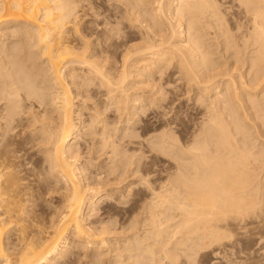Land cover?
Returning <instances> with one entry per match:
<instances>
[{
    "label": "bare ground",
    "instance_id": "1",
    "mask_svg": "<svg viewBox=\"0 0 264 264\" xmlns=\"http://www.w3.org/2000/svg\"><path fill=\"white\" fill-rule=\"evenodd\" d=\"M114 1L117 0H112L111 3ZM121 1L123 6H116L115 11L108 14L111 9L107 12L105 7L106 12L104 10L100 12L99 8L96 9L98 5L95 6L92 0H0V264H59L58 261L66 255L67 251L77 246L83 250L94 247V251H100V258L105 259L108 264L118 262L119 264H135L136 262L138 264H196L197 258L206 256L210 249L215 251L223 247L226 242L237 243L239 238L242 239L241 237L250 241V234L264 231V176L262 173L260 176V170L259 175L256 174L258 168L264 169V134L261 135L258 128L256 129L254 141L257 144L249 143L253 141V138L251 137L252 140L248 141L246 139L249 138L248 133L246 138L241 136V140L234 138L236 134L243 135L245 128L242 125L245 121L248 123L251 121L247 117L249 116L247 110L251 108L255 110L262 105L258 102L259 97L258 100L256 99L257 102L248 99L251 105L248 107L246 106L248 100L244 98L250 91L251 93L264 92V0H237L240 7H243L244 14H241L247 18L248 26L245 27L246 35L241 32L242 43H237L238 40H236V44L235 42L233 44L230 37L225 36L227 31H223L221 35L225 37L223 43L213 41L216 43H212L216 49L211 48L218 50L216 54L222 51L223 54L221 53L220 56L228 59L225 63L223 62L225 65L227 61L230 62L229 58L233 59L232 57H235L233 55L241 53L235 57L233 65L225 68L224 64L222 67L221 62L214 59V49L209 48L212 44L209 42L207 45L208 39L204 38L208 34L205 31L207 36H204L203 32V29L208 27L206 25L210 27L219 20L220 25L224 26L221 24L223 18L222 12L219 11L221 10L219 0ZM105 13L108 15L101 18ZM89 17L98 19V21L95 20L97 21L95 27L91 21L89 23ZM202 24L206 27L202 28ZM8 26L14 27L10 34L3 31ZM200 28L204 34L199 31ZM9 37L14 39L7 43L5 39ZM111 46L114 48L113 51L109 50V48L112 49ZM239 46L240 48L236 49ZM247 49H249V57L246 54ZM20 53L25 70L30 68L29 64L34 65L35 59H38V63L40 61L43 75L47 76L44 80L47 84L41 83L42 77V81L37 80V82L45 85L39 87L40 84H36L34 77L32 78L27 70L23 78L19 77L18 73L22 69L18 64ZM245 54L247 57L243 58ZM238 63L240 66H237ZM173 71L184 80L187 87L193 86L198 89L197 95L206 97L215 89L210 87L212 84L215 85L214 83L218 82L217 86H219L220 82L225 81L221 90L217 88L220 92L216 90L217 94L215 93L212 99L203 101L205 113L202 115L205 118L202 124L206 127L202 129L209 133L204 132L205 136L201 137L202 139L196 137L198 140L193 141V139L190 145L184 141L182 143L179 139L178 141L182 144L176 143L177 147L169 137L165 136L166 134L157 136L156 146L150 148L170 152L174 146L176 156L173 150L171 152L175 160L181 161L177 160L174 173L171 169L172 173L167 170L170 174L167 173L165 184L162 186L159 184L164 188L163 191H160L162 188L158 187L160 190L156 189L157 191L154 192L153 186L147 184L151 187L150 197L152 195L154 197H151L153 200L148 198L151 201L146 198L147 202L139 205L141 207L138 206V209L142 211L141 214L145 216L138 212L140 217L136 212L137 209L134 210L136 214L132 213L133 208L130 207L129 214L132 217L128 214L131 218L127 222L130 221L128 229L129 224L126 223L127 226L122 227L124 230L120 229L121 231L118 232L117 230L112 232L106 225L101 229L91 226L86 223L85 209L94 203L97 197L105 196L106 192L110 194L113 189L99 187L100 182V184L94 183L96 184V187L93 185L94 188L89 181L91 186L86 182L87 178L84 174L86 169H84L85 166L82 168L77 164L79 148L76 150L73 147L74 143L79 142L80 146L89 148L90 152L96 154L92 159L97 161L102 154L100 152L105 149L107 151V148H111L109 152L114 155V158L122 157V152H116L118 145L115 142L116 139L112 138L114 132H110V123L108 124L106 118L108 116H104V111L108 112L111 108L117 114L115 116L118 117L116 118L119 123L120 121L125 123L130 120L136 121L139 118L137 119L135 115H139L140 120H145V125L143 123V127L139 129L144 133L149 131L146 124L151 115L157 122L156 125L163 124L165 116H160L159 110L161 103L165 101L163 96L167 95V93L162 94L163 90L165 87L168 88L169 84L165 73L169 77ZM236 71H238L237 79L234 77ZM164 77L165 82H163ZM246 77H248L247 80ZM175 81H178L177 78ZM44 89L47 90L46 93ZM100 93L103 94L101 98H104L103 103L100 100L102 105L97 98L101 95ZM25 100L30 105L38 103L44 108L43 113L39 111L41 115L34 113L30 115L31 120L29 119L32 127L30 133L40 136L43 143L41 146H44L42 151L40 150V156L43 157V160H40L43 161L44 167L38 164L37 168L36 166L34 168L38 172L40 169L44 175L42 186L46 188L45 193L48 195L44 196L48 198L51 193H57L56 197H60L59 202L56 200L58 203H52L53 200L49 198L48 201L46 198L48 213L44 214V217H41L38 206L32 198L33 194L29 191L31 187L29 188L27 185L29 182H26L29 177L23 178L20 175L21 167L25 166L21 163V156L12 146L14 143H10L12 132L17 129L14 121H20L18 108L22 103L19 104V102H25ZM188 100L190 101V98ZM76 101L81 103L78 110L74 108ZM36 105L34 104V107ZM27 108L33 109L30 106ZM261 108L259 106L260 113L264 109ZM84 111L88 115L86 124L82 117ZM47 112L51 114L47 115ZM260 124L264 125V120ZM129 125H135V123L129 122ZM199 128L198 131L201 130ZM144 133L140 135L138 132L139 135L136 138ZM146 137L144 139L148 140L149 137ZM122 138L121 140H124ZM125 139L128 138L125 137ZM211 144L212 148H209ZM189 153L191 156H187ZM105 155L108 156L107 153ZM108 157L110 158V155ZM121 163L114 162L107 166L108 169L105 167L107 173L103 175L104 180H101L106 185L110 186V183L117 185L122 181L123 177L122 179L116 177L112 181L109 178L113 175L111 174L113 171H117ZM123 166L122 170H124ZM119 169L121 170L120 167ZM119 172H113L114 176ZM39 182L41 183V180ZM128 201L127 204L130 205ZM125 204L126 201L124 206ZM161 217L164 218V222L160 221ZM114 232L117 236L114 239L119 244L116 248H113L114 239L111 240ZM117 238H119L118 241ZM242 240L246 241V239ZM247 241L244 245L248 243ZM233 243L230 245L232 246ZM240 252L238 251L242 255V251ZM233 255L231 254V257ZM241 255L235 256L239 264L244 263L243 259H245L241 258ZM248 256H251L250 253ZM236 258H234L235 261ZM261 262L264 263V258L260 259ZM260 263L250 261L245 264ZM234 264L237 263L234 262Z\"/></svg>",
    "mask_w": 264,
    "mask_h": 264
},
{
    "label": "rangeland",
    "instance_id": "2",
    "mask_svg": "<svg viewBox=\"0 0 264 264\" xmlns=\"http://www.w3.org/2000/svg\"><path fill=\"white\" fill-rule=\"evenodd\" d=\"M92 1H94V5L96 6V5H98V6H96V9L97 8H99L98 9V11H100L101 12V10H102V12H104L105 10V7L107 8V12H108V10H110L109 12H108V14L109 13H111V12H114L115 10V7L116 6H121L122 5V1L121 0H117V1H114V2H112L111 3V1L112 0H92ZM98 1V2H97ZM109 1H110V3H109ZM125 1V0H124ZM127 1H129V0H127ZM127 1H125V2H127ZM96 2V3H95ZM122 2V3H121ZM238 1L237 0H219L218 1V3L220 4V9L221 10H219V11H221L222 12V14H221V16H222V18L223 19H221L222 20V22L223 23H221V24H223L224 26H222V25H220V20H219V22H214L210 27H209V25H206L205 23V25L206 26H208L207 28H204V27H206L205 25L203 26V24L201 25V27L202 28H204L203 29V32L205 33V31L207 32V34H208V36H207V34L205 33H203L201 30H202V28H200V30L199 31H201V33L202 34H204V36H207V37H204L205 38V40H207L206 42H207V45L209 44V42H211V44L212 43H214V44H216V43H218V41H219V43H223L224 41V39H225V37H224V35L223 36H221L222 34H223V31L225 32V31H227V34L225 33V36L226 37H230L229 39L231 40V42L234 44V42H235V44H236V40H238V42L237 43H242L243 41L242 40H240V39H242L241 38V35L243 34V35H246V31H247V18H245L244 16L245 15H243L244 13L242 12V10H243V7L241 8L240 7V5H239V3H237ZM105 6H104V5ZM111 4H112V6H111ZM120 4V5H119ZM224 6H223V5ZM237 4V5H236ZM111 7H110V6ZM109 6V7H108ZM123 6V5H122ZM227 7V8H226ZM233 7V8H232ZM229 8H231V9H229ZM241 8V9H240ZM226 9H228V10H226ZM237 9V10H236ZM104 10V11H103ZM239 10V11H238ZM105 11V12H106ZM226 11V12H225ZM235 11V12H234ZM234 13V14H233ZM238 13V14H237ZM241 13H243V14H241ZM108 14H103L102 15V17L101 18H104V17H106ZM229 16H228V15ZM106 15V16H105ZM226 15V16H225ZM104 16V17H103ZM233 16V17H232ZM243 17H244V19H243ZM90 18V20H89V23H90V21H91V24L92 25H94V27H95V23L98 21V19H93V18H91V17H89ZM243 19V20H242ZM246 19V20H245ZM95 20H97V21H95ZM103 20V19H102ZM94 21V22H93ZM106 21V20H105ZM224 21H226V22H224ZM236 21V22H235ZM246 21V22H245ZM85 22V21H84ZM229 22V23H228ZM242 22V23H241ZM212 23V21L210 22V24ZM226 23V24H225ZM246 23V24H245ZM245 24V25H244ZM102 25V24H101ZM112 25H113V23H112ZM112 25H109V26H112ZM227 25V26H226ZM243 25V26H242ZM113 26H116V25H113ZM228 28V30H227V28ZM238 27V28H237ZM246 27V28H245ZM6 28V29H5ZM4 29H3V31H5L4 33H11L12 32V30H13V28L14 27H5ZM219 28V29H218ZM240 28V29H239ZM242 28V29H241ZM244 28V29H243ZM210 29V30H209ZM230 29V30H229ZM238 30V31H237ZM241 30V31H240ZM243 30V31H242ZM221 31H222V33H221ZM229 31V32H228ZM234 31V32H233ZM236 31V32H235ZM240 31V32H239ZM245 31V33H243ZM221 34H220V33ZM241 32H242V34H241ZM9 33V34H10ZM217 34H219V35H217ZM218 36H221V37H218ZM232 36V37H231ZM234 36V37H233ZM212 37V38H211ZM214 37V38H213ZM224 37V38H223ZM240 37V38H239ZM11 38V39H10ZM211 38V39H210ZM223 38V39H222ZM235 40H234V39ZM238 38V39H237ZM14 38H12V37H9V38H6L5 39V41L8 43V42H10V40H13ZM221 40V42H220V40ZM213 41H215V42H213ZM223 41V42H222ZM241 41V42H240ZM214 44H212L209 48H211V47H214L215 49H216V46L214 45ZM112 47V46H111ZM214 48H211V50H213ZM238 48H240V46L239 47H237L236 49H238ZM215 49L213 50L214 52V54H215V56H214V54L212 55V56H214L213 58L214 59H216V61L217 60H219V62H221V65H222V67H223V64L226 62V60H228V59H225V58H223L222 56H220L221 55V53L223 54V52L222 51H220V52H217V54H216V51H218V50H216L215 51ZM218 49H221V48H218ZM109 50H111V51H113L114 50V48L112 47V49L111 48H109ZM247 51V55H248V57H249V53H248V51H249V49H247L246 50ZM240 55H241V53H239ZM239 54L237 55H233V56H239ZM244 55L243 56V58H246L247 57V55ZM216 56H218V57H216ZM18 57H20L19 58V62H18V64L20 65V67L22 68L21 69V71H19V73H18V75H19V77L20 78H23L24 77V73H25V71L27 70V72H28V74L36 81V84H40L39 85V87L40 86H44L45 84H47V82L45 83L44 82V80L47 78V76L45 75H43L44 74V72L41 70V64H40V61H39V63H38V59H35L34 60V65H30L29 64V66H30V68L32 69H26L25 70V68H24V63H23V60H21V53H20V55L18 56ZM232 57V56H231ZM235 57H232L233 59H231V58H229V61L230 62H228L227 61V63H226V65L224 64V68L226 67V66H231V65H233V61L235 62ZM221 58V59H220ZM225 59V60H224ZM231 59V60H230ZM222 60V61H221ZM248 60H249V58H248ZM224 62V63H223ZM249 62V61H248ZM230 63V64H229ZM40 64V65H39ZM229 64V65H228ZM37 66V67H36ZM237 66H240V64L238 63L237 64ZM41 67V68H40ZM245 67H246V65L243 67V70L245 69ZM39 68V69H38ZM241 68V67H240ZM24 70V71H23ZM28 70H30L31 72H29ZM38 70H39V72H38ZM32 71L34 72V73H32ZM36 71V72H35ZM174 71H176V70H174ZM173 71V72H174ZM37 72L39 73V74H37ZM173 72L171 73V75H169V77L167 76V73H165L166 74V76L165 77H167V79L169 80V84L167 85L168 86V88H166L165 87V89L163 90V92L164 93H162L163 95L165 94L166 95V93H167V97L166 96H163V97H165L163 100H165L166 101V103H165V101L163 102V103H161L162 104V106H161V109L159 110V115L160 116H162V117H164L163 119H165L164 121L165 122H163V124H162V126H161V124H157L156 125V123L157 122H155L154 121V118H152V115L151 116H149L150 118H149V120L147 121V126H146V128H148L149 129V131H145V133L144 132H141L140 130V128H142L143 127V123H144V125H145V120L144 121H142L143 119H141L140 120V117H138L137 115H135L136 117H137V119L138 120H136V121H134V120H130L129 122H130V124H134L135 123V125H129V122L128 123H125L124 121H120V123L118 122V117L117 116H115V115H117L115 112H113V110L110 108V109H108L109 111L107 112L106 110L104 111V116H108V117H106L107 118V121H108V124L110 123V127H109V129L111 130L110 132L112 133V132H114V133H112L113 134V140H115V142H116V144L118 145V149H119V151H118V149L116 150V152H122L121 154H122V157H118V158H114L113 156L114 155H112V154H110L111 152H109V150H111V148L109 149V148H107V151H106V149L105 150H103V151H101L100 153H102L101 154V156H100V158H97L98 159V161L96 160V159H92V158H94L95 156H96V154L95 153H93V152H90V149L89 148H87L86 149V147L84 146V145H82V146H80V144H78L79 142H76V140L74 141V142H76V143H74V145H73V147L74 148H76V150L78 149L79 151H78V153H79V155L77 156V159H78V161H77V164L78 165H80L79 167H82V168H84V166H85V168L84 169H86V170H84V174L86 175V182L88 183V184H92V186L94 185H96V184H94V183H97V184H100V186L99 187H102V188H106V187H108L109 189L110 188H112L113 190H112V193L110 192V194H108L107 192L105 193V196L103 195L102 197L100 196V197H97L98 199H96L95 200V202L94 203H92L91 205H87L88 207H90V208H86L85 209V219H86V223H88V224H90L91 226H93V227H95V228H97V229H101V227L103 228V226L104 225H106L109 229H111L112 230V232H113V230H117V232L120 230V229H122V230H124V228H122V227H124V225L125 226H127L126 224H129L128 226H127V229H128V227L130 226V221H129V223H127L128 222V220H130L131 218H129V216H131L129 213L131 212L130 210H131V208H133L132 209V213L134 212V210H136V212H137V214L140 216V214H141V210H140V208L138 209V206L139 205H143L144 204V202L146 203L147 202V200H148V198L150 197V194H152V193H150L151 192V187L153 186V188H152V191H154V192H156L157 190L159 191L160 190V188L158 189V187H161L163 184H165V181L167 180V173H168V175L170 174V173H172V171H173V173L175 172L174 170H175V166L177 165V160H175V158H174V156H176L175 155V152L176 151H174L173 150V147L174 146H178L179 144L181 145L183 142L182 141H184V142H187V145H190L191 143H193V141H195V140H198V139H200L201 137H204L205 136V134H204V132L205 131H203V129H205V125H203L202 123H203V119L205 118L202 114H204L205 113V109H204V106H202L203 104H205L204 102H206V100H208V99H210L211 97L213 98L214 96H215V93L217 94V88L219 89V90H221V87H223V85H224V82L222 83V82H220V84H219V86H217L218 85V82L217 83H214L215 85H213L212 84V86H210V87H214L215 89H213L212 91H211V94H209V96L208 97H206V96H203V95H197V92H198V94H199V91H197L198 89H196V88H194L193 86H189V87H187L186 86V84H185V82H184V80L183 79H181L180 78V76L178 77V74H176V72H174V75H173ZM31 73V74H30ZM237 73H238V71H236V73L234 72V77L237 79ZM41 74V75H40ZM38 75H40V76H38ZM173 75V76H172ZM36 76H37V78H36ZM39 77H41V79L39 80ZM42 77H43V81H42ZM164 77V80H163V82H165L166 81V78ZM177 78V80L179 81H175L176 80V78ZM170 78V79H169ZM181 79V80H180ZM202 79V78H201ZM248 79V77H246V80ZM37 80L38 81H42L41 83H45V84H41V83H39V82H37ZM167 80V81H168ZM171 80V81H170ZM182 81V82H181ZM172 82V83H171ZM174 82V83H173ZM174 84V85H173ZM223 84V85H222ZM176 85H178V86H180V87H178V86H176ZM166 86V85H165ZM170 86V87H169ZM217 86V87H216ZM178 87V88H177ZM181 91H180V90ZM194 91H193V90ZM196 89V90H195ZM188 90H189V92H188ZM217 90V91H216ZM44 92L46 93L47 92V90L46 89H44ZM213 92V93H212ZM218 92H220V91H218ZM191 93V94H190ZM194 93V94H193ZM262 93H264V92H257V93H251V91H250V93L249 94H245L246 96H245V98L244 99H246V100H248V99H251V100H258V98H259V103H261L262 105H259V106H261L262 108H264V95H262ZM101 95H99L97 98H99V101L101 100L102 101V103H103V101H104V98L102 97L101 98V96H103V94L102 93H100ZM214 94V95H213ZM191 95V96H190ZM196 95V96H195ZM250 95V96H249ZM176 96V97H175ZM185 96V97H184ZM190 96V97H189ZM199 97V99H198V97ZM201 96H203L202 97V99H200L201 98ZM252 96H253V99H252ZM256 96V97H255ZM190 98V101L188 100L189 98ZM251 97V98H250ZM255 97V98H254ZM211 98V99H212ZM98 100V99H97ZM198 100H199V102H198ZM257 100H256V102H257ZM24 101V100H23ZM19 102V104H21L20 106H19V108H18V117L20 118V121H14V126L17 128V129H15L13 132L14 133H16V134H14L13 132H12V136H11V142L10 143H14L12 146L15 148V149H17L18 150V152H19V155L21 156V163H23L22 165H25V166H22L21 167V171H22V173L20 172V175H21V177H23V178H28L29 180H27L26 179V182L28 183L29 182V184H27L28 185V187L30 188L31 187V189H33L32 191H31V189L29 190L32 194H33V199L35 200V202H36V205L38 206V210L40 211L39 213H40V215H41V217H44V214H46V213H48L47 212V210H48V202H47V200L49 201L50 199H51V201L53 200V202L52 203H58L59 202V200H60V197H56V194L57 193H51L50 195H49V197L47 198V197H45V196H48V195H46V193L45 192H47V190H46V188L45 187H43L42 186V183H43V177H44V175H43V173H41L40 172V169H38L39 170V172L34 168L36 165H38V166H43L44 167V163H42L43 161H41V160H43V157L42 156H40L41 154H40V150L42 149V148H44V146H41L43 143H41L42 141H41V138H40V136H35V135H33V134H31L30 133V131H31V126H30V115H32V114H36V115H39V113H40V115L43 113V110H44V108H42L38 103H34L35 105L36 104H38V106H40V107H38L37 105L34 107V104L33 105H30V103L28 102V101H26L25 100V102ZM101 101H100V105H102L101 104ZM203 102V103H200V102ZM196 102H198V103H196ZM249 104H248V103ZM79 103V104H78ZM246 103H247V105L246 106H250L251 107V105H250V102H249V100L248 101H246ZM29 104V105H28ZM78 104V105H77ZM168 104V105H167ZM179 104V105H178ZM28 105V106H27ZM75 109L76 110H78L77 108H78V106H80L81 105V103L80 102H75ZM200 105V106H199ZM33 107V109H30V108H27V107ZM248 106V107H249ZM259 106L258 107H256L255 108V110H254V108L252 109H248L247 110V115H249V116H247V117H249L250 119H251V121H250V123H248L247 121H245V123H244V125H242V127L244 126V130H245V132H243L244 134V136L243 135H241V134H236V135H234V138H238V139H240V137L241 138H246V134H247V137H249V138H246V139H248V141L249 140H252V138H253V141H249V143H256L257 144V142H255L254 141V136H255V133H256V129L258 128V132L262 135V134H264V132H262L261 133V131H264V125H261L260 123H261V121L262 120H264V119H262V117H264V116H262V115H264V113H262V112H264V109H262L261 111V113H260V110H259ZM168 107V108H167ZM22 108V109H21ZM38 108V110H36ZM40 108V109H39ZM24 109H25V111H24ZM42 109V110H41ZM168 109V110H167ZM199 109V110H198ZM257 109V110H256ZM29 110V111H28ZM167 110V111H166ZM251 110H253L252 112H251ZM33 111V113H31V112ZM37 113H36V112ZM39 111H41V112H39ZM47 111L49 112V109H47ZM163 111V112H162ZM204 111V112H203ZM249 111H250V114H249ZM256 111V112H255ZM23 112V113H22ZM46 113L47 115H50L51 113ZM160 112H161V114H160ZM165 112V113H164ZM203 112V113H202ZM24 113H26V114H24ZM167 113V114H166ZM170 113V114H169ZM252 113V114H251ZM258 114V115H256V114ZM114 114V115H113ZM137 114H139V113H137ZM166 114V115H165ZM200 115V116H199ZM202 115V116H201ZM255 115V116H254ZM261 115V116H260ZM21 116V117H20ZM166 116H167V118H166ZM259 116H260V118H261V121L259 122V120H260V118H259ZM26 117H28V118H26ZM83 121L85 122V124L87 123V118H88V115L86 114V111H84V114H83ZM117 117V118H116ZM255 117V118H254ZM23 118V119H22ZM116 118V119H115ZM142 118V117H141ZM199 118V119H198ZM30 119V120H29ZM29 120V121H28ZM114 120V121H113ZM167 120H169V121H167ZM256 120V121H255ZM134 121V122H133ZM169 122L168 124H169V126H167L168 124H167V122ZM177 121V123H175ZM24 122V124H22ZM115 122V123H114ZM118 122V123H117ZM137 122V123H136ZM140 122V123H139ZM141 122H142V124H141ZM148 122H150L149 124H148ZM172 122V123H171ZM27 123H28V125H27ZM30 123V124H29ZM122 123V124H121ZM198 123V124H197ZM252 123V124H251ZM256 123V124H255ZM17 124V125H16ZM116 124V125H115ZM118 124V125H117ZM153 124H154V126H153ZM164 124H166V128L164 127ZM251 124V125H250ZM254 124V125H253ZM38 125V124H37ZM127 125V126H126ZM175 125V126H174ZM135 126V127H134ZM138 126V127H137ZM156 126V127H155ZM245 126H247V127H245ZM258 126V127H257ZM22 127V128H21ZM27 127V128H26ZM115 127L117 128V129H115ZM120 127V128H119ZM151 127V128H150ZM199 127H201V128H199ZM202 127H203V129H202ZM252 127H254V129L252 128ZM256 127V128H255ZM113 129V131H112V129ZM136 128L138 129V130H136ZM161 128V129H160ZM198 128L199 129H201V130H199L198 131ZM247 128V129H246ZM121 129V130H120ZM140 129V130H139ZM165 129H166V131H165ZM172 129V130H171ZM125 130H127V131H125ZM146 130V129H145ZM154 130V131H153ZM162 130V131H161ZM171 130V131H170ZM207 130V129H206ZM249 130H250V132H249ZM20 131V132H19ZM117 131V132H116ZM132 131V132H131ZM135 131H138L139 132V134L141 135L142 133H144L142 136H139V137H137L136 138V136H138L139 134H138V132L137 133H135ZM202 131V132H201ZM141 132V133H140ZM147 132H149V133H147ZM161 132V133H160ZM173 132H174V134H173ZM110 133V134H111ZM123 133H124V135H123ZM131 133V134H130ZM134 133V134H133ZM153 133H157V134H153ZM159 133V134H158ZM205 133H209L208 131H206ZM116 134V135H115ZM129 134V135H128ZM137 134V135H136ZM147 134H149V135H147ZM153 134V135H152ZM162 134H166L165 136L166 137H169V139H170V141L172 142V143H174V146L172 147V150H173V152H174V156H173V152H161V151H158V150H154V149H152V148H150L151 146H156V144H155V140H157L156 138H158L157 136H161ZM171 136H170V135ZM177 134V135H176ZM203 134V135H202ZM14 135H16V136H14ZM18 135V136H17ZM127 135V136H126ZM132 136V139H131V136ZM135 135V136H134ZM145 135V136H144ZM146 135H147V137H149L148 138V140L147 139H144L145 137H146ZM180 135V136H179ZM194 135V136H193ZM197 135V136H196ZM200 137H199V136ZM208 135V134H207ZM249 135V136H248ZM251 135V136H250ZM29 136V137H28ZM116 136V137H115ZM121 136H123V138H124V140H121ZM239 136V137H238ZM38 137V138H37ZM121 137V138H120ZM125 137L126 138H128V139H125ZM133 137H135V138H133ZM146 137V138H147ZM173 137H176V138H173ZM193 137V138H192ZM196 137H198V139H196ZM252 137V138H251ZM31 138V139H30ZM40 138V139H39ZM122 138V139H123ZM151 138V139H150ZM153 138H155V139H153ZM173 138V139H172ZM236 138V139H237ZM131 139V140H130ZM134 139H136V140H134ZM141 139V140H140ZM172 139V140H171ZM179 139H181V142H179L180 140ZM194 139V140H193ZM202 139V138H201ZM27 140V141H26ZM119 140V141H118ZM134 140V141H133ZM138 140V141H137ZM177 140V141H176ZM179 140V141H178ZM190 142H189V141ZM193 140V141H192ZM241 140V139H240ZM258 140H260L259 138H258ZM129 141V142H128ZM132 141V142H131ZM136 141V142H135ZM154 141V142H153ZM175 141V142H174ZM151 142H153V143H151ZM40 143V144H39ZM124 143V144H123ZM133 143V144H132ZM150 143H151V145H150ZM178 145H177V144ZM77 144V145H76ZM120 144V145H119ZM127 144V145H126ZM153 144V145H152ZM176 144V145H175ZM39 145H40V147H39ZM131 145V146H130ZM184 145H186V143L184 144ZM120 146V147H119ZM124 148V149H122V147ZM128 146V147H127ZM140 146V147H139ZM33 147V148H32ZM36 147V148H35ZM85 147V148H84ZM176 147H174V148H176ZM120 148H121V151H120ZM140 148V149H139ZM209 148H212V144L211 145H209ZM80 150L82 151L81 153H80ZM123 150H126L125 152H123ZM138 150V151H137ZM42 151V150H41ZM106 151V152H105ZM130 151V152H129ZM109 152V153H108ZM130 154H129V153ZM88 153V154H87ZM93 153V154H92ZM105 153H107L108 154V156L110 155V158L107 156V155H105L104 156V154ZM98 154V153H97ZM127 154V155H126ZM149 154V155H148ZM91 155V156H90ZM95 155V156H94ZM112 155V156H111ZM132 155V156H131ZM171 155L173 156V157H171ZM94 156V157H93ZM107 156V157H106ZM118 156V155H117ZM129 158V159H127V157ZM131 156V157H130ZM187 156H191V154L189 153V155L187 154ZM41 157V158H40ZM102 157V158H101ZM105 159H104V158ZM116 157V156H115ZM171 157V158H170ZM108 158V159H107ZM111 158H114V159H111ZM120 158H121V161H119L120 160ZM125 158H126V160H125ZM166 158V159H165ZM41 159V160H40ZM109 159H111V160H109ZM170 159V160H169ZM25 160V161H24ZM106 160V161H105ZM116 160H118V161H116ZM122 160L125 162H122ZM130 160V161H129ZM138 160V161H137ZM143 162H142V161ZM167 160H168V162H167ZM174 160V161H173ZM24 161V162H23ZM97 161V162H96ZM173 163L172 165H171V163ZM178 161H181V160H178ZM40 162L42 163V164H40ZM107 162V163H106ZM117 163V162H119V163H121V165L124 167L123 169L124 170H122V166L120 165L119 167L121 168V170L124 172H122L120 169H119V167H118V169H117V171L119 172H121L122 174H120V172L118 173V175L117 174H115L116 176H114V173H117V171H113L111 174H113V175H110L109 176V178L111 179V181L112 180H114L116 177H118V178H121L122 179V177H123V179H122V181L121 182H119V183H121L120 185H119V183H117V185L114 183V185H112V183H110V186L109 185H106V183H104V181H102V180H104V177H103V175L105 176L106 175V173H107V169H108V167L107 166H109V165H112L113 163ZM130 162V163H129ZM141 162V163H140ZM110 163V164H109ZM128 163V164H127ZM133 163V164H132ZM144 163V164H143ZM89 164V165H88ZM105 164H108V165H105ZM132 164V165H131ZM140 164V165H139ZM167 164H168V166H167ZM175 164V165H174ZM138 165V167H140V168H138V167H136ZM164 165V166H163ZM129 168H128V167ZM135 168H134V167ZM30 167V168H29ZM107 169H106V168ZM127 167V168H126ZM130 167H131V169H130ZM167 167H169L168 169H167ZM23 168V169H22ZM25 168V169H24ZM36 168H37V166H36ZM137 168V169H136ZM155 169V170H154ZM170 169L172 170V171H170ZM34 172H33V171ZM128 170V171H127ZM166 170V171H165ZM167 170L170 172H167ZM259 170H260V176H261V173H262V176H264V169H262L261 170V168H258L256 171V174H258L259 175ZM149 171V172H148ZM33 172V173H32ZM127 172L130 174L131 172V174H132V176H131V174L129 175V174H127ZM136 172V174H134ZM139 172V173H138ZM161 172V173H160ZM163 172V173H162ZM25 173V174H24ZM100 173V174H99ZM139 175H138V174ZM154 173V174H153ZM32 174H33V176H32ZM38 174V175H37ZM124 174H126L125 176H124ZM166 174V175H165ZM42 175V176H41ZM99 175V176H98ZM136 175V176H135ZM141 175V176H140ZM151 175V176H150ZM25 176V177H24ZM27 176V177H26ZM95 176H97V177H95ZM102 178H101V177ZM112 176H114V177H112ZM121 176V177H120ZM148 176V177H147ZM162 176V177H161ZM37 177L39 178V179H37ZM130 177H132V178H130ZM145 177V178H144ZM169 177V176H168ZM90 178V179H89ZM142 178V179H141ZM35 179V180H34ZM97 179V180H96ZM102 179V180H101ZM145 179V180H144ZM41 180V183L39 182V181ZM165 180V181H164ZM90 183H89V182ZM102 181V182H101ZM145 181V182H144ZM161 181H162V183H161ZM93 182V183H92ZM100 182V183H99ZM103 183V184H102ZM124 183V184H123ZM141 183V184H140ZM146 183V184H145ZM151 183V184H150ZM31 184V185H30ZM33 184V185H32ZM38 186H37V185ZM41 184V185H40ZM91 184H90V186H91ZM104 184H105V186H104ZM147 184H149L151 187H149ZM161 186H160V185ZM30 185V186H29ZM112 185V186H111ZM127 185H129V186H127ZM132 185V186H131ZM40 186V187H39ZM41 186H42V188H41ZM93 186V187H94ZM117 186H119L118 188H116ZM142 186V187H141ZM148 186V187H147ZM96 187V186H95ZM94 187V188H95ZM115 187V188H114ZM138 187V188H137ZM98 188V187H97ZM102 188H100V189H102ZM149 190H148V189ZM162 189L160 190V191H163L164 190V188L163 187H161ZM109 189H106V190H109ZM147 189V190H146ZM157 189V190H156ZM43 190V191H42ZM105 190V189H104ZM128 190H130L129 192H128ZM156 190V191H155ZM44 192V193H43ZM138 192V193H137ZM148 192H149V194H148ZM153 192V193H154ZM43 194V195H40V194ZM52 194H53V196H54V194H55V196L53 197L52 196ZM107 194V195H106ZM114 194V195H113ZM121 194V195H120ZM45 195V196H44ZM123 195V196H122ZM128 195H130V196H128ZM40 196V197H39ZM59 196V195H58ZM113 196V197H112ZM125 196V197H124ZM128 196V197H127ZM137 196H138V200H139V198H140V200L138 201L137 200ZM53 197V198H52ZM135 197V198H134ZM144 197V198H143ZM151 197H154V195H152ZM149 198V199H151V200H153L152 198ZM43 198V199H42ZM46 198H47V200H46ZM50 198V199H49ZM100 198V199H99ZM109 198V199H108ZM110 198H111V200H110ZM133 198H134V200H133ZM146 198H147V200H146ZM130 200L131 199V201L133 200L134 202H135V204L137 203V201H138V205L136 204H133L132 205V203H134L133 201L131 202V201H128V200ZM146 201H145V200ZM37 200V201H36ZM45 200V201H44ZM56 200H58V202L56 201ZM119 200V201H118ZM121 200V201H120ZM122 200H123V202H122ZM137 200V201H136ZM142 200V201H141ZM151 200H148V201H151ZM98 201V202H97ZM125 201H126V204H125V206H124V203H125ZM127 201L128 202H130V205H128L127 204ZM118 202V203H117ZM45 203V204H44ZM141 203V204H140ZM143 203V204H142ZM47 204V205H46ZM40 205V206H39ZM94 205V206H93ZM120 205V206H119ZM122 205V206H121ZM129 206V208L127 209V207ZM134 206V207H133ZM137 208H136V207ZM126 207V208H125ZM131 207V208H130ZM139 207H141V206H139ZM40 208V209H39ZM95 208V209H94ZM130 209V210H129ZM88 210V211H87ZM99 210V211H98ZM139 210V211H138ZM44 211V212H43ZM43 212V213H42ZM136 212H134L135 214H136ZM138 212H140V214L138 213ZM39 213L37 212V214L39 215ZM94 213V214H93ZM131 213V214H132ZM93 214V215H92ZM128 214H129V216H128ZM143 214V213H142ZM141 214V215H142ZM39 215V216H40ZM144 215V214H143ZM142 215V216H143ZM145 216V215H144ZM40 217V218H41ZM87 217V218H86ZM90 217V218H89ZM101 217V218H100ZM117 217V218H116ZM132 217V216H131ZM141 217V216H140ZM110 218V219H109ZM127 218H129V219H127ZM161 220V222H164V218H160ZM163 219V220H162ZM110 220V221H109ZM116 221V222H115ZM109 222V223H108ZM117 223V224H116ZM126 223V224H125ZM100 224H102V225H100ZM98 225V226H97ZM110 226V227H109ZM112 226V227H111ZM98 227H100V228H98ZM114 227H115V229H114ZM121 227V228H120ZM125 230H126V227H125ZM121 231V230H120ZM120 233V232H119ZM119 233H118V236H119ZM114 234V236L112 235L111 236V240H113L114 238H116L117 236L115 235V232L113 233ZM238 237H241V236H238ZM242 239H246V241H247V238H243V237H241ZM249 238H250V241L248 240L247 242V244H245L246 246H247V248H248V250H250V251H248V250H246L247 248H246V246L244 245V243H246V241L244 242V240H242V239H238V238H236V239H238V241H239V243H238V241H237V243H235V241H232V242H226L227 243V245H226V243H225V245L223 246V247H220L219 249H217V250H215V251H213V249H210L209 251L210 252H208L207 254H206V256H204V257H202L201 259H200V257H198L197 258V262H196V264L198 263V264H234V262L235 263H237V264H239L237 261H238V259L235 257L236 255H241V254H239L238 253V251L240 252V251H242V255L240 256L241 258H245V259H243L244 260V263H242V264H245L246 262L248 263V262H250V261H256V262H259L260 263V259H262V258H264V256H262V255H264V254H262V253H264V231H256V232H254V233H252V234H250L249 235ZM118 239L119 238H117V241H118ZM243 241V242H242ZM113 242H115L114 243V245H113V248H116V247H118L119 246V244L115 241V239L113 240ZM234 242V243H233ZM120 243H122V242H120ZM233 243V248H232V246L230 245V244H232ZM242 243V244H241ZM229 244V245H228ZM236 246H235V245ZM116 245H118V246H116ZM240 245V246H239ZM242 246V247H241ZM226 247V248H225ZM238 247V249H236ZM77 248H78V250H77ZM223 250H222V249ZM233 250H232V249ZM242 248V249H241ZM81 249V250H80ZM91 249V250H90ZM229 249V250H228ZM241 249V250H240ZM244 249V250H243ZM83 249L82 248H80V246H77V247H74L73 249H71V250H69V251H67V253H66V255H64L58 262H59V264H62V263H64V260L66 261L64 264H108L107 263V261L104 259H101L100 258V255H99V252L98 251H94L95 249H94V247H90L89 249H87V248H85L83 251H82ZM86 250V252L84 253V251ZM212 250V251H211ZM227 252H225V251ZM230 250H232V251H230ZM236 250H238V251H236ZM245 250H246V252H245ZM91 251V252H90ZM220 251H222V252H220ZM229 251V252H228ZM233 251H234V255H233ZM243 251H244V253H243ZM105 252V251H104ZM214 252V253H213ZM232 252V253H231ZM236 252H237V254H236ZM248 252V253H247ZM84 253V254H83ZM86 253H87V255H86ZM97 253V254H96ZM210 253V254H209ZM212 253V254H211ZM229 253H231L233 256L231 257V254H229ZM241 253V252H240ZM246 253V254H245ZM249 253H250V255L251 256H248L249 255ZM76 254V255H75ZM90 254V255H89ZM226 254V255H225ZM236 254V255H235ZM256 256V258H258V259H256L254 256ZM262 254V255H261ZM68 255V256H67ZM78 255V256H77ZM87 257H86V256ZM89 255V256H88ZM95 255H97L99 258H97V256H94ZM260 255V256H259ZM92 256V257H91ZM227 256V257H226ZM246 256V257H245ZM247 256H248V258H247ZM65 257H67V258H65ZM78 257V258H77ZM79 257H80V259H79ZM229 257V258H228ZM231 257V258H230ZM254 257V258H253ZM260 257V258H259ZM95 258H97V259H95ZM232 258H233V260H232ZM234 258H236L237 260L235 261L234 260ZM240 258V259H241ZM250 258L252 259L253 258V260H250ZM63 259V260H62ZM72 259V260H71ZM79 259V260H78ZM88 259V260H87ZM92 259V260H91ZM229 259V261L231 260V261H233V263L230 261V263H229V261H227ZM62 260V261H61ZM68 260V261H67ZM82 260V261H81ZM87 260V261H86ZM95 260V261H94ZM99 260V261H98ZM101 260V261H100ZM246 260H248V261H246ZM73 261V262H72ZM77 261V262H76ZM89 261H92V262H90L89 263ZM106 261V262H105ZM246 261V262H245ZM69 262V263H68ZM76 262V263H75ZM85 262H87V263H85ZM96 262H98V263H96ZM100 262V263H99ZM226 262V263H225ZM117 263V262H116ZM137 263V262H136ZM135 263V264H136ZM262 263V262H261ZM260 263V264H261ZM117 264H119V262L117 263ZM138 264V263H137ZM262 264H264V263H262Z\"/></svg>",
    "mask_w": 264,
    "mask_h": 264
}]
</instances>
